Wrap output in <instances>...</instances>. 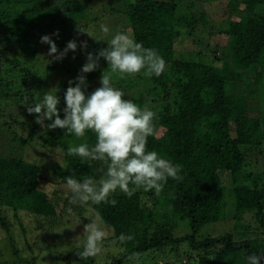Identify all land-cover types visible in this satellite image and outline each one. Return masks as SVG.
I'll return each mask as SVG.
<instances>
[{"label":"trees","instance_id":"trees-1","mask_svg":"<svg viewBox=\"0 0 264 264\" xmlns=\"http://www.w3.org/2000/svg\"><path fill=\"white\" fill-rule=\"evenodd\" d=\"M213 1L0 0V55L8 66L0 79V127L16 131L20 145L37 141L43 149H56L34 161L0 155V230L13 257L10 262L0 248V264H38L32 257L18 258L12 231L22 227L21 210L50 218L49 226L64 222L45 185L57 181L66 186L67 176L81 181L101 177V162L67 154L70 146L94 145V133L77 138L59 128H42L23 103L57 88L63 119L69 81L81 74L87 54L105 49L117 30L156 49L165 70L158 77L141 70L121 79L101 58L99 68L86 74L88 93L101 86L104 72L126 93L123 99L153 110L159 129L148 137L146 149L179 164L183 179L170 178L159 193L137 189L129 197L117 189L107 197L116 200L115 206L70 204L69 190L62 198L63 214L73 221L90 212L89 220H97L106 232L103 246H114L115 256L105 251L85 262L77 253L81 249L73 248L72 255L54 249L45 253L48 264H108L97 262L100 254L122 264L148 252L163 255L156 264H245L246 255L264 254V0H229L228 14L217 22L204 7ZM194 3L202 5L197 13H191ZM102 26L109 31L102 32ZM87 32L90 36L84 37ZM44 35L56 43L57 55L69 41L77 49L56 61L48 54L49 45L40 42ZM31 62L40 65L39 73L27 68ZM226 220L233 223L230 232L201 235L203 227ZM122 234L133 239L120 241Z\"/></svg>","mask_w":264,"mask_h":264},{"label":"clouds","instance_id":"clouds-1","mask_svg":"<svg viewBox=\"0 0 264 264\" xmlns=\"http://www.w3.org/2000/svg\"><path fill=\"white\" fill-rule=\"evenodd\" d=\"M107 33V27L101 28ZM53 35L58 36V33ZM42 44L49 45V56L60 61L69 51L75 52L77 43L69 41L65 49L58 53L56 43L49 35L41 37ZM105 49L96 55L87 54V62L81 68V74L75 81H69L64 93V118L61 119L58 105L60 99L57 88L43 92L42 98L32 103H23L30 115H35L36 124L47 130L57 128L66 135L83 137L86 131L95 135L96 142L70 146L68 155H75L88 161L101 162L102 172L99 180L88 177L81 180L73 176L64 177L66 187L71 192L70 204L81 206L88 202L104 201L115 206L114 199H107L111 193L119 189L129 197L137 189L154 190L159 193L171 178L180 181L181 166L161 156L156 151L146 149L147 139L154 134L156 113L149 108H141L133 100L123 99L126 93L115 87L112 75L102 74L100 87L88 93L86 74L99 68L102 58L111 68L112 74L121 79L144 70L147 76H160L166 67L165 60L156 49L145 48L126 32L117 30ZM80 47L86 48V42ZM74 85V86H73ZM27 101V98H25ZM45 121H50L45 125ZM84 226L83 236L77 237L81 251L78 255L83 259L94 257L101 251L105 238L104 228L96 220ZM120 241L131 240V235L120 236ZM245 264H260L264 254L252 253L244 257Z\"/></svg>","mask_w":264,"mask_h":264},{"label":"rangeland","instance_id":"rangeland-1","mask_svg":"<svg viewBox=\"0 0 264 264\" xmlns=\"http://www.w3.org/2000/svg\"><path fill=\"white\" fill-rule=\"evenodd\" d=\"M205 1L211 2L213 0H205ZM229 3H230L229 0H217V1L215 0L209 5L204 6L205 12L207 13L209 19H212L213 21L217 22L219 18H221L225 14L226 15L228 14L227 10H228ZM188 8H191V7L189 6ZM200 8H202V5L194 3L191 8L192 9L191 13H197V11H199ZM186 10L184 9L183 11L190 13L189 9L188 11ZM182 32H183L182 38L186 39L188 34L184 31ZM88 34L89 32H87V34H85L84 37L90 36V34L89 35ZM127 34L131 37L129 31L127 32ZM203 35L204 34L202 32H198L199 38L203 37ZM98 41L100 40L93 41V43L97 44ZM19 61L21 64L24 63L22 62L21 59ZM39 66L36 65L35 62L34 63L31 62L27 64V68L31 69V71L37 70L38 73L40 70ZM43 66H44L43 68L46 70L47 64H43ZM7 67H8L7 61H5V58L1 57L0 55V79L4 77L3 72ZM263 94L264 93L262 92V95ZM128 99L130 100V98ZM261 101H262V105H264V97L262 98ZM157 129L159 128H154V133L157 132ZM18 136L24 138V136H21V135H18ZM13 137L16 139L18 138L16 131L5 130V128L0 127V155L20 156L23 159L27 158L26 156H28V159L30 160L32 159L34 161L36 159L39 160V156L42 154H44L47 157V155H49L47 154L48 151H56V149L55 150H49L46 148L43 149V147H40L37 144V141H28L26 145L23 143H22L23 145H20L18 143L19 138L17 139V142L15 145H9V142L12 141ZM19 141L24 142V140L22 139H20ZM262 151L264 154V146L262 148ZM57 157H58L57 154L54 155V158H57ZM28 159H25V160L28 161ZM46 160L49 161L51 159H46ZM56 184H58L57 181H51L50 184H47L45 186H46L47 193H48L47 195L50 197L51 203H53V207H54L56 214H58V218H60L61 216L60 220H63L64 222H61L59 220L61 223L60 222L57 223L56 226H53V225L49 226V222L52 221L50 218L44 219L41 217H35L34 214L30 213L29 211L21 210L20 211L21 212L20 221H21V225L23 228L18 225H15L12 231L13 239L18 249V253H17L19 256L18 258L24 259L26 257H32V258L37 259L38 264H48L50 261V260L48 261L49 255L45 256V253L48 252V250L52 252L54 249H60L64 251L66 254L72 255V252L74 250L73 248L80 249L78 247L76 239L77 237L83 236L84 226L91 223V221L89 220V216H88L90 212L88 211L89 212L88 214H86L85 216L83 215L82 217H79L78 219L73 220V221L69 220V218L67 219V216H69V214L68 215L63 214V213H66V210H67V207L63 203V199L67 197V193L69 192V189L64 185H59V184L56 185ZM53 191H55L54 193H56L55 196H52ZM10 214L11 213H9L8 215ZM73 214H74V211H73ZM8 217H9V220L15 224V222L11 220L12 216L10 215ZM71 218H73V216H71L70 219ZM66 220L67 221L69 220L67 222L68 224L65 223ZM232 227H233L232 221L226 220V221L220 222L219 225H214V224L207 225L203 227L200 232L202 236H206V235L216 236L218 234L221 235L224 232H230L232 230ZM109 247L111 248L106 249V247L103 246V244H101V251L99 253L106 251V253H110L113 256L112 253H114L115 248L114 246H109ZM0 248L4 251L3 255H6L7 256L6 258H8L10 262H12L13 257H12L11 248L8 245L6 236H4L1 230H0ZM123 251L124 250H121V252ZM119 254L122 255L123 253H119ZM179 254L183 255L182 252ZM99 256L100 257L97 258V262H100V263L105 262L108 264H113L114 259H112V257L110 256L104 257L103 254H100ZM131 257L132 256H130V258ZM162 257L163 255H160L157 252H153V253L148 252L145 255H139V256L132 257L129 262L128 261L125 263L122 262V264H156ZM45 258H47V260ZM14 260L15 262L17 261V259H14ZM81 260L86 262L89 260V257L83 258V259L81 258ZM167 260L168 261L172 260V257L170 256V254H168Z\"/></svg>","mask_w":264,"mask_h":264}]
</instances>
